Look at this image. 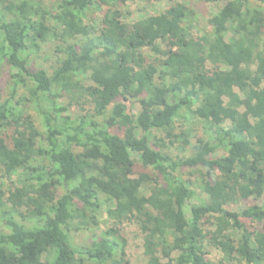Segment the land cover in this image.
Listing matches in <instances>:
<instances>
[{"label":"trees","instance_id":"trees-1","mask_svg":"<svg viewBox=\"0 0 264 264\" xmlns=\"http://www.w3.org/2000/svg\"><path fill=\"white\" fill-rule=\"evenodd\" d=\"M131 1L0 0V264H124V240L71 242L102 214L145 264H264V0L206 30L178 2L129 22Z\"/></svg>","mask_w":264,"mask_h":264},{"label":"rangeland","instance_id":"rangeland-1","mask_svg":"<svg viewBox=\"0 0 264 264\" xmlns=\"http://www.w3.org/2000/svg\"><path fill=\"white\" fill-rule=\"evenodd\" d=\"M49 1V0H45ZM53 1V0H51ZM227 0H220L217 3H204L201 0H133L126 6L122 8L123 13L127 14L128 21H132L138 19L143 16H152L158 13L159 11L167 8L169 5L174 3H181L185 5L189 10L194 13L196 18V29L198 30H206L207 29V19L209 15L215 14L220 7H222ZM54 43H51L48 47H42L32 56V62L29 67L39 66L47 69L52 61H54V56L51 54V48ZM34 64V65H33ZM8 77V69L6 66H2L0 72V86L4 89L5 83ZM236 92V90H234ZM59 104L67 105V102L62 98ZM127 111L134 115L138 116L140 112V106L137 104L135 100H130L126 104ZM69 115L76 116L79 115L76 107H69L68 109ZM112 134L117 136H122V133H117L114 130H110ZM138 171L135 170L134 175L131 179L137 180L139 177L137 176ZM15 178H11L10 181H3V185L1 188L7 191V189H11V181ZM261 201L256 202L255 204H260ZM251 202H242L238 201L236 204L230 205L229 210L233 212H241L247 209L250 206ZM102 234H107L112 239L116 238L121 241L124 240L126 242L125 251L126 257L124 258V264H145L144 258L142 256L141 249V235L139 234V230L130 224L123 223L121 225H116L109 221L105 214H102L98 217L97 222H91L89 224L88 231L85 233H71V242L74 246L87 241L90 237L95 236L99 237ZM238 236V234H236ZM207 259L211 263H216L221 259L220 255L217 252L211 251L208 249L207 251ZM175 257V255L171 256V259ZM163 264H167V260L162 261ZM235 264V263H233Z\"/></svg>","mask_w":264,"mask_h":264}]
</instances>
